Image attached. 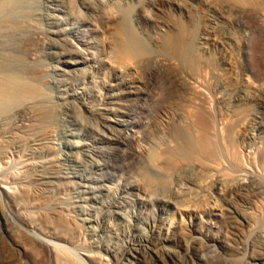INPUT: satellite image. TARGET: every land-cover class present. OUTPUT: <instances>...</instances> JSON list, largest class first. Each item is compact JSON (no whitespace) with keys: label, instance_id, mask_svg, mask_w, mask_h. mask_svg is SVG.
I'll return each mask as SVG.
<instances>
[{"label":"bare ground","instance_id":"1","mask_svg":"<svg viewBox=\"0 0 264 264\" xmlns=\"http://www.w3.org/2000/svg\"><path fill=\"white\" fill-rule=\"evenodd\" d=\"M40 1L0 0V161L4 162L9 156L14 157L15 154H21L20 156L23 157L21 167L23 166L26 170L25 175L21 176V182L26 183L31 191L26 194L27 187L24 189V185H21L26 193L19 194L21 191L19 190L18 194H13L8 185L6 186L10 192L4 190L3 179L0 180V189L7 195L8 201H11L15 215L20 217L19 229L25 241L39 244L49 254L53 251L58 254L64 253L63 255L67 253L68 256H74H69V259H76L69 261L68 258L65 259L63 256L64 259H62V256L57 254L58 257L60 256L57 259L59 264H76L75 261L81 264H99L88 257L91 249L78 246L79 241L86 235L91 246L102 249L108 258L111 257L117 264H127L128 260H140L147 256L152 259V261L149 259L151 261L149 264H160V262L165 264L164 260L159 257V251L163 247L175 264L176 250L173 247H166V242L170 245L180 242L178 236H182L181 234L185 232L190 235L199 227L207 230L206 236L209 241H220V234L213 231L219 229V223L225 217L224 207L221 208L215 200L214 203L219 207L213 203L207 206L213 200L210 202L208 200V203L204 202L205 207L200 205L203 208L196 205L195 200L203 198V195L205 197L204 191L206 190L201 187V181L198 182L196 181L198 179L192 178L196 169L192 171L191 166L187 167V174L179 175L176 181L173 179V185L169 187V190L167 189V193L160 191L162 194L153 197L147 191L141 178L136 176L137 174L135 176H107L105 174L107 166L103 160L107 147L118 142V136L123 133V128L128 124L126 117L129 114L127 111L129 108L124 105H132L141 100L146 92L144 82L140 77L135 76L139 69L138 59H143L142 63L147 67L153 59L155 65L150 67L149 75L152 78L162 77L163 82H161L164 84L162 89L169 102L162 110L161 119H157L155 126L162 130L164 126L174 123L175 136L173 137L176 141L173 146L175 141L170 142L171 139L169 140L171 144L167 141V147L164 148L162 145L164 148L162 152L156 151L164 153L163 157L172 161L178 158L191 161L192 155L201 156L200 154L204 153L207 160L211 161L210 164L208 162L206 176L218 175L219 183L216 184V189L220 192L219 194L224 193L232 185L238 187L245 181L246 169L236 170L235 168L238 172L236 181L229 185L231 179L228 181L227 175H223L226 173L223 172L225 169L221 164L224 160L222 158L224 148L222 149L216 141L204 139V135L201 139L200 135H198L200 138H197L191 133V120L193 114L197 112V110L196 112L191 110L192 87L196 88L195 85L201 82L200 79H205V70L203 73L200 69V73L192 75L191 67L197 61L198 52L208 54L215 48L221 49V53L224 51L223 47L217 45L212 32L214 28L206 30L198 38L197 43L191 40L184 20H182L184 23L177 26L164 17L156 18L154 19L156 27L163 30L160 32L156 29L151 43H148L144 36L135 31L134 27L132 28L131 18H129L130 0H125V2L121 0H44L47 8L45 16L47 28H44L41 27V18L38 17ZM180 1L149 0L148 3L152 6L151 8L159 10L163 8L162 5L168 6L165 7L169 9L180 8L181 15L190 18L192 7ZM135 2H140V0ZM201 2L206 5L209 3L206 0H201ZM213 11L218 14L219 20L226 19L222 9L216 7ZM140 13L142 12H137L140 19L144 16L149 20L153 18ZM255 13L263 23L262 11L258 10ZM219 20L211 23L214 26ZM99 22L105 23L106 29L112 23L115 24L114 37L96 34H90L87 38L81 37L82 30L79 33L81 25H90L94 30L100 27ZM101 27L104 33L105 27ZM33 33L44 35L48 41L54 39L57 42L58 40L62 45L54 53V56L58 57L57 64L50 62L53 69L49 75H54L52 90L56 92L54 97L48 95L43 88V79L48 75L47 65L41 60L25 57L19 53L24 40ZM69 35V38L73 37L74 44L76 43L70 49L63 45L69 42L68 38L66 39ZM68 40L71 42V39ZM55 44V47L59 45V43ZM198 61L200 62V58ZM224 61L223 59L222 62ZM60 65L70 67L81 74L78 78L68 81L67 78L62 77V73L58 72ZM246 86L253 87L248 78H244L242 85L231 91L223 84L217 90V101L222 104L230 101L236 107L240 106L249 99L250 92ZM55 97L56 99H53ZM179 100L184 101L183 107L179 106ZM16 112L26 114L33 123L27 126L23 123L20 125V122L17 123V120H14ZM63 112L62 121L72 126V128L70 126L69 138H67L69 139V146L67 144L69 165L64 163L62 159L64 155H57L58 150L53 140L54 130L51 127L53 124L51 120L56 117L60 118ZM203 115L205 116L198 112L194 117L199 126H201L200 123L207 124H205ZM153 135L155 137V134ZM149 140L154 141L153 137ZM158 141L161 140L154 142ZM6 142L11 145L7 146ZM165 142H158V147L159 143L164 144ZM149 146L143 148H145L146 160L153 165L158 152L151 147L149 149ZM159 149L162 150L161 145ZM206 158L203 157V161ZM204 162L203 166L207 163ZM199 163L202 164L201 160ZM199 167L198 169L201 170L199 173H202V168ZM197 173L196 171V175ZM259 187L262 186L259 185ZM259 187V192H262L264 187ZM192 192L195 193L194 199L191 197ZM63 214L69 215L73 221H80L74 224L81 225L82 223L79 229L84 225V231L80 229L81 232L75 237L67 235V230L65 232L62 228L53 227L52 218ZM242 218L249 223L250 218L247 216H242ZM65 224L62 225L65 227ZM202 256L204 258L205 255ZM253 260L255 261L253 264H264V257L254 256Z\"/></svg>","mask_w":264,"mask_h":264},{"label":"rangeland","instance_id":"2","mask_svg":"<svg viewBox=\"0 0 264 264\" xmlns=\"http://www.w3.org/2000/svg\"><path fill=\"white\" fill-rule=\"evenodd\" d=\"M123 1L125 2V0H121V2ZM133 1L134 0H130V23L131 25H133L132 28L134 27L133 29L135 31H137L147 39L148 43H151L150 41L152 35H154L155 30L158 29L154 20L156 18L161 19L162 17H164L177 26H179V24L181 23H184L182 21L184 20L186 23V28L188 30L187 32L189 33L191 40L197 43L199 42L198 38L206 30L214 28L212 32L214 33L217 45L223 47L224 51L223 53H221V49L219 48L213 49V51L208 54L197 51L199 54L197 53V61H195L198 64L194 62L191 67V73L192 75H197L198 73H200L199 70L201 69V72L205 70V73L207 72L206 74L208 75L203 72L205 79L201 78V82L197 84L198 86L195 85L196 88L192 87L191 110H193L194 112H196L197 110V112L194 113L193 111H191V113H194L196 115L198 112H200L201 115L205 114V116L203 115V117L205 119V124H207L204 125L200 123V125L203 126H199L198 121L196 122V119L194 118L196 117V115L194 116L193 114V118L191 120V133L194 137L197 138L199 137L198 135H200L201 139L205 136L204 139L212 140L214 142L216 141L217 144H220L219 146L222 149L224 148L222 158L225 161L222 160L221 164L225 169V171L223 172L226 173L223 175H227V177H225L226 179L229 178L228 181L231 179V181H229L230 183L227 182L229 185L231 184V182H233L234 184V182L236 181L238 174V172L236 171L237 169H246L247 177L245 176V181H243V183H240L238 187H235L231 184V188L226 190L224 193L222 192L223 194H219L220 192L216 189V184L219 183L218 175H213V177L210 175L206 176L208 170L207 166L211 161L209 162V160H207L208 158H206L207 156L204 153H201V156L192 155L193 158L191 157V161L178 158L177 160L180 162L179 163L176 159L172 161L168 160L166 157L164 158V153L159 152H162L163 149L167 147L168 143L175 141V137H173L175 136V126L174 123H172L170 125L164 126L162 130L158 129L155 126L156 122L158 121L157 119H161L160 115L162 113V110L167 107V104L169 102L167 100L168 97L165 96L166 93L164 92V89H162V87L164 88V84H162V77L152 78L149 75L150 67L155 65L153 59L148 67L142 63L143 59H138L139 69L138 73L135 76L140 77L141 81L144 82V89L146 92H144L141 100L133 103L132 105H124L125 107L129 108L128 110L126 109L129 112L128 116L126 117V119L128 120V124L125 125L126 128H123V133L120 132L122 134H120L121 136L119 135L121 138L118 136V142L111 145V147L110 145L107 147L106 154L103 158L105 165L107 166L105 168V174L107 176H135L137 174L136 176H139L141 178L147 191L150 192L154 197L158 194H162L163 192L167 193L169 187L173 185V182L177 180V177L179 175L187 174V167L191 166L192 171L196 169L193 172L192 178L198 179L196 180L198 182L201 181V187L204 190L205 188L207 190V192L206 190L204 191L205 197L203 195V198H198L195 200L199 202V204L196 202V205L203 208L206 206L205 203L213 200L208 203L209 205L207 206L212 205V203L214 205L218 203L221 208L224 207L223 210L225 213V217L219 223V229L213 231L214 233L217 232L218 235L220 234L219 236L221 242L209 241L206 236L207 230L202 227H199L196 231H192V236L191 234L189 235L185 232L181 234L182 236H178L180 239V242H177L178 244L171 243L170 245L168 242H166L167 245H165L166 247H173V249L176 250L177 254L174 256V260H176L175 264H253L255 262L253 260L254 256L264 257V190L262 192H259L258 189L259 185L264 187V22L262 23V20H260L255 13L258 10H261L262 14H264V0H206L207 2H209L208 5L201 2V0H191V2L189 0H181L180 3H188V5L190 4V6L192 7L190 18H187L186 15H181L180 8L169 9L166 8L168 6L162 5L163 8L159 10L157 8H151L152 6L148 3L149 0H140V2H135L136 0L134 2ZM39 3L40 10L38 17L41 18V27L47 28L45 20L47 8L45 7L44 0H41ZM215 6L223 10V14L226 15V19L219 20L220 17H218V14L213 11L216 8ZM137 12H142L140 14H145L150 18H153L149 20L144 16L142 19H140L138 17L140 15L137 16ZM214 20L219 21L213 26L211 22ZM99 24L100 27H96L94 30L91 29L90 25H81L82 28L81 26L79 28V33L82 30L81 37L87 38L90 34L114 37L116 31L115 24L112 23L108 26L107 29L105 23L99 22ZM101 26L105 27L104 33ZM158 30L162 32L163 29ZM69 37L70 35L66 36V39H71V42L67 39V41H69L67 42V44L69 45L64 44L63 41H61V43H63L65 47L67 46L70 49L73 48L76 43L74 44L75 41H72V36L71 38ZM53 40H51L52 42L48 41V39H46L44 35L33 33L30 37H27V39L24 40L19 52L25 57H34L37 60H41L43 61L42 63L47 65L48 75H46L43 79V88L48 93V95H52V97L56 96V92L52 90L54 75L49 74L52 73L53 69L51 63L55 64L58 58L54 56V53L55 51H58L60 49L59 46L61 45L58 40L57 42L56 40ZM52 43H56L55 45L59 43V45L55 47L54 44L52 45ZM150 52L153 51L150 50ZM199 58L200 62L198 61ZM223 59L225 60L224 62H222ZM60 66L61 68H59L58 72L62 73V77L67 78L68 81L78 78L81 74L70 67L62 65ZM244 78H248L253 85V87L246 86L247 90L250 92L249 99L245 100L244 103L237 107L230 101L224 104L217 101V90L220 86L225 84L226 88L231 91L242 85ZM53 99H56V97ZM178 102L179 106L182 105L181 107L185 105L183 103V100H179ZM63 115L64 112L60 116V118L56 117L52 119L51 121L53 122V124L51 127L54 130L53 140L54 144H56L55 147L58 150L57 155H64L62 159L64 163L66 162L65 164L67 165L69 163L67 160V153L69 152V139L67 138H69V129L71 125L70 123L68 124L62 121ZM14 118L15 121L17 120V123L20 122V125L24 124L27 126L33 123L32 120L22 112H16V114H14ZM218 122L220 124H218ZM153 134H155V137ZM152 137L154 141L160 139L161 141L158 142H166L164 144L159 143L158 147V142H151L149 140V138ZM171 139L172 141L169 142V140ZM9 142L11 143V141ZM9 142H6L7 146L11 145L9 144ZM175 144L176 141L173 143V146ZM153 145L155 147H153ZM160 145L162 147V150L159 149ZM162 145H164V148ZM147 146H149V149L152 148L155 151L159 150L156 151L158 152L157 155L159 158L157 157L154 159L156 160L154 162L157 164L153 163V165H156L155 168L146 160L144 149L148 148ZM159 153L161 154L162 158ZM20 155L21 154H15L14 157H7L4 162L0 161V180L2 181L3 179L5 181H3L5 185L4 190L10 192L11 189V192L13 194H18L17 192H19V190H21L19 194H22V192L23 194H25L27 190L26 194H29L31 188L26 183L23 184V182H21V178L25 175L26 170L23 166L21 167V164L23 165V157H21L22 155ZM202 156L206 158L204 159V161L207 162L206 165H204L205 168L203 166L204 161L202 159ZM159 159L161 160L159 161ZM165 160L168 161L165 162ZM197 160L199 162L201 160L202 164H200L199 162L197 163ZM159 164L162 165V167ZM195 164H197L196 167ZM198 165L202 166L199 167ZM159 166L160 169L158 168ZM198 167L202 168V173H204V175L202 173H199L201 172V170H199ZM204 170L206 173L204 172ZM168 171L171 173H169ZM196 171L199 173V175L198 173L196 175ZM247 172L249 175L247 174ZM233 176H235V178ZM163 177L165 178L163 179ZM140 178L138 179L140 180ZM150 178L152 179L150 180ZM173 179L174 181H172ZM171 182L172 184L167 185V183ZM6 185L10 186V189ZM21 185H24L23 188L27 187V189L25 191V188L22 190ZM149 187L151 189H149ZM210 193L212 195H210ZM191 197H193L192 199L195 198L194 192L191 193ZM8 200L9 198L7 197V195L0 189V264H57V259L60 256H62V259H64V257L65 259L68 258L69 261H72V259L76 260L75 258H70V260L69 256H74H68L67 253L65 254L66 256L63 255L64 253L58 254L56 253V251H53L52 254H49L39 244H33L25 241L26 239L23 237L22 233H20L19 229L20 217L15 215L14 207L11 201ZM214 200L216 201V203H214ZM218 204L216 205L219 207ZM200 205H203V207ZM63 215L52 218V220H55H51L53 227H56L58 229L62 228V230H64L65 232L67 230V235H73L75 237L79 235L81 230L84 231V225L82 226L83 229L80 228V230V224H74L80 221H73L72 218L69 217V215ZM242 216H247L248 218H250L251 222L249 221V223H247L246 221H244ZM68 218H70V220ZM16 223L18 224L16 225ZM62 224H65V227ZM86 236H84L86 240L83 237L79 241L80 244L78 243V246H86L88 250L91 249L89 250L90 252L87 251L89 252V258L93 259L96 263L99 264H117L111 257L108 258V255L102 249L98 248L97 246H91V242L88 239V236ZM17 238H20L21 240H17ZM19 241H21V243ZM23 247L28 248L25 250ZM163 248H161V250L159 251V257L164 260L165 264H174L173 260H171V257L169 256L170 254L167 253V250H164ZM57 254L60 256L58 257ZM202 255H205L204 258ZM83 257L86 258L84 255ZM149 259L152 261V259L147 256L146 258L142 257L140 260H128V263H126L149 264L151 263ZM147 261L148 263H146ZM123 262L125 263V261ZM75 263L77 264L78 262L75 261Z\"/></svg>","mask_w":264,"mask_h":264}]
</instances>
